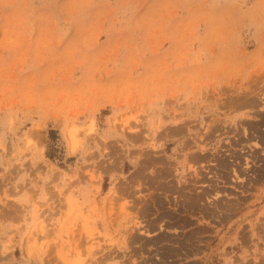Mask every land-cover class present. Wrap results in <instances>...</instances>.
<instances>
[{"label": "rangeland", "instance_id": "1", "mask_svg": "<svg viewBox=\"0 0 264 264\" xmlns=\"http://www.w3.org/2000/svg\"><path fill=\"white\" fill-rule=\"evenodd\" d=\"M0 264H264V0H0Z\"/></svg>", "mask_w": 264, "mask_h": 264}]
</instances>
